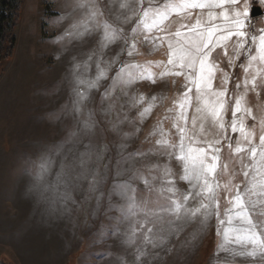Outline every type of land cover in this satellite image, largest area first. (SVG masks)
<instances>
[{
	"label": "snow or ice",
	"instance_id": "obj_1",
	"mask_svg": "<svg viewBox=\"0 0 264 264\" xmlns=\"http://www.w3.org/2000/svg\"><path fill=\"white\" fill-rule=\"evenodd\" d=\"M73 3L82 10V15L64 35L83 39L99 33V41L98 48L83 65L72 66V98L65 111L83 113L91 91L99 90L109 71L118 65L101 94V102L119 91L130 108L138 109L136 118L128 121L134 132L122 134L126 140L139 133L137 123L142 125L153 109L167 100V96L148 98L139 92L129 95L128 90L139 82L155 84L158 80L171 79L175 84L176 78H182L183 90L173 97L164 114L157 117L146 137L152 142L151 147L122 157L123 161H134L151 155L164 157L167 162L129 168V178L112 185L108 193V211L116 213L110 217L114 222L110 226L112 235H124L123 242L129 245L142 236L145 245L156 248L195 222L199 228L192 234L194 242L215 219L219 238L216 253L225 254V259L217 264H235L237 258L264 264V116L258 120L247 104L249 92L259 96L264 88V27L250 23L251 0H108L107 5L103 0H73ZM257 3L264 8V0ZM63 19L61 15L56 22ZM229 42L233 56L228 59L230 71H226L213 58V52L221 48L227 55ZM117 43L122 45L120 50L105 60V51ZM142 46H147L151 53L163 49L166 58L138 62L135 58L142 55ZM122 54L126 57L123 60ZM242 56L244 61L239 67L243 75L236 79L230 94L232 72ZM93 60L96 75L90 77ZM218 74L219 87L216 86ZM229 105L231 120L227 121ZM96 124L93 110L88 109L87 117L80 121L79 132H72L71 137L81 132L87 136L94 132ZM116 127L114 124L113 129ZM67 142L71 138L44 149L38 161H22L20 167L21 173L35 172L41 182V197L53 213L70 211L68 204L75 203L73 192L81 182H88L89 193H95L103 182L98 170L89 171L88 152H81L72 160L65 154L54 179L49 181L53 177L55 157L64 152ZM125 147L124 143L119 145L121 151ZM225 148L235 160L236 168L232 171L222 160ZM173 160L181 169L178 179L188 185L185 190L177 187L171 167ZM237 175L241 177L238 182ZM139 184H143L142 189ZM113 197L117 199L114 201ZM125 224L128 229L122 233ZM98 235L100 240L94 243L101 242L107 232ZM147 255L146 250L137 248L134 264H143L141 258ZM118 259L121 264H127L123 256Z\"/></svg>",
	"mask_w": 264,
	"mask_h": 264
},
{
	"label": "rangeland",
	"instance_id": "obj_2",
	"mask_svg": "<svg viewBox=\"0 0 264 264\" xmlns=\"http://www.w3.org/2000/svg\"><path fill=\"white\" fill-rule=\"evenodd\" d=\"M103 3L107 5L108 0H103ZM251 4L258 5L257 0H251ZM61 15L64 19L57 23ZM81 15L82 10L76 8L73 0H22L19 21L11 32L17 39L12 55L8 56L5 50L0 57V264H121L118 259L121 256L127 264H134L137 248L148 253L141 258L143 264H208L213 252L215 219L198 234L194 242L191 240L192 234L199 228L195 222L156 248L151 244L145 245L142 236L137 237L135 244L129 245L123 242L126 239L124 235H112L110 226L114 222L110 217L116 215L114 211H108V193L112 185L128 179L131 175L129 168L140 169L153 163L163 165L167 162L164 157L151 155L134 161H123L122 157L138 150L147 151L151 147L152 142L146 137L157 117L164 114L165 109L171 106L173 97L183 90L182 78H176L175 84L171 79L158 80L155 84L139 82L128 90L129 95L139 92L148 98L153 95L167 96V100L158 104L142 125L137 123L135 127L140 128L139 133L126 140L122 139V134L134 132L135 128L128 121L136 118L138 109L130 108L119 91L101 102V94L111 82L118 65L109 71L108 79L101 82L99 90L91 91L90 102L83 113L77 115L65 111L72 98L73 64L83 65L89 54L98 48L99 33L83 39L64 35L71 24L80 20ZM109 19L112 20V17ZM250 23L257 28L264 27V15L251 18ZM58 36L64 38L58 41L55 39ZM231 44L229 42L227 55L221 48L213 52V58L226 71H230L228 59L233 56ZM121 47L117 43L108 48L105 60L115 56ZM140 52L142 55L135 58L138 62L166 58L163 49L151 53L147 46H142ZM125 58L124 54L120 56L121 60ZM243 61V56L236 61V68L232 72L233 82L229 84L230 94L236 79L243 75L239 67ZM95 75L93 60L88 76ZM216 86L219 87V74ZM247 104L258 120L264 116V88L260 89L259 96L249 92ZM88 109L93 110L97 122L94 132L87 136L81 132L71 137L72 132H79L80 121L87 117ZM226 120H231V105ZM114 124L117 125L115 130ZM256 134L258 138V125ZM69 138L71 142L65 143L64 152L55 157L56 165L49 181L54 179L65 154L72 160L79 157L81 152H88L91 159L87 167L90 172L98 170L103 182L95 193L88 192L87 181L81 182V186L73 192L75 203L68 204L70 211L53 213L47 201L41 197V182L37 180L35 172L21 173L20 167L22 161H38L44 149L69 141ZM121 143L126 145L122 151L119 148ZM222 160L229 164L230 171L236 168L227 148L222 153ZM171 167L177 187L187 189L188 185L178 179L181 171L179 164L173 160ZM240 179L237 175L236 181ZM138 186L143 188V184ZM97 197H100L99 205ZM116 199L113 197L114 201ZM127 229L128 225L125 224L121 232ZM101 231H106L107 235L101 242L94 243L100 240L98 233ZM236 261L250 260L237 258Z\"/></svg>",
	"mask_w": 264,
	"mask_h": 264
},
{
	"label": "trees",
	"instance_id": "obj_3",
	"mask_svg": "<svg viewBox=\"0 0 264 264\" xmlns=\"http://www.w3.org/2000/svg\"><path fill=\"white\" fill-rule=\"evenodd\" d=\"M21 5L22 0H0V57L5 50L12 55L17 39L11 32L19 21Z\"/></svg>",
	"mask_w": 264,
	"mask_h": 264
},
{
	"label": "crops",
	"instance_id": "obj_4",
	"mask_svg": "<svg viewBox=\"0 0 264 264\" xmlns=\"http://www.w3.org/2000/svg\"><path fill=\"white\" fill-rule=\"evenodd\" d=\"M216 233V232H215ZM213 234V252L210 255L208 264H217L218 260H223V257H225L224 253H220L219 256L216 253L217 243H218V237L217 234ZM243 260V259H242ZM235 264H251L250 261H236Z\"/></svg>",
	"mask_w": 264,
	"mask_h": 264
},
{
	"label": "water",
	"instance_id": "obj_5",
	"mask_svg": "<svg viewBox=\"0 0 264 264\" xmlns=\"http://www.w3.org/2000/svg\"><path fill=\"white\" fill-rule=\"evenodd\" d=\"M264 15V9L258 5H253L251 10V18H257Z\"/></svg>",
	"mask_w": 264,
	"mask_h": 264
}]
</instances>
